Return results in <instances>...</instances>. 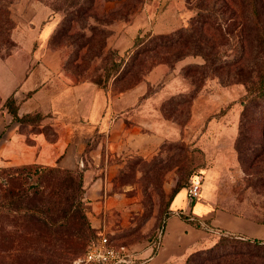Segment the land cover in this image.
Wrapping results in <instances>:
<instances>
[{
	"label": "rangeland",
	"instance_id": "374dc122",
	"mask_svg": "<svg viewBox=\"0 0 264 264\" xmlns=\"http://www.w3.org/2000/svg\"><path fill=\"white\" fill-rule=\"evenodd\" d=\"M149 1H93L91 13L97 16H102L104 9L124 13L116 15V18L108 23L99 22L94 17L88 18L91 24L104 28L108 35L105 53L101 58H92L91 55L83 58L85 50L80 49L79 44L71 43V39L65 35L59 37L63 31L54 40H51V34L42 42L36 39L34 43H28L24 46L26 53L31 56L40 55L47 64L58 62L61 70L74 82H92L91 79L101 77L105 71L104 67L110 65L112 60L110 51H117L119 56L116 58L124 57L126 51L134 44L131 43L132 45L126 49L114 46L118 41L128 44L129 35L123 33L124 28ZM64 2L65 0H14L10 5L11 17L15 23L10 35L12 42L1 53L0 61L12 54L18 45L13 37L16 26L27 24L36 13L45 15L44 22L56 21L54 28L56 30L67 13ZM258 4L263 33L252 23L246 0H155L152 9L156 19L166 10L173 11L175 15L176 11L180 13L183 9L188 12L189 17L183 26L189 25L199 9H214L216 26L221 27L218 55L227 60L242 55L249 63L246 67L249 75L256 81L264 71V0H258ZM46 10L51 14L47 15L44 12ZM129 11L130 13H127ZM170 20L172 17H165L167 23ZM175 29L177 28H172L166 33ZM76 30L91 33L89 29L83 30L79 24L76 25ZM138 34L146 37L164 33L152 34L151 30L142 29ZM28 37L30 39V36ZM34 37L35 35L31 39ZM188 57L189 62L181 67L180 74L189 90L175 93L181 89L176 90L172 86L162 94L164 100L160 109L168 123L167 130L175 131L170 135L172 139L166 138L162 148L152 156L137 151L127 154L116 153L104 156L98 162L93 160L89 163L86 159L85 166L76 171L64 168L74 175L81 174L83 177L87 220L83 218V212H77L68 223L51 227L35 218L21 219L19 215L4 210L0 214V264H74L76 257L85 250L99 227L105 228L115 239L139 247L161 228H165L167 218L175 213L172 210L175 188L183 185L182 189H185L191 175L198 171H204L205 177L201 201L194 207L195 215L203 216L205 209L211 207L210 203L214 201L217 208H226L241 214L240 219L245 215L264 221V98L244 105L242 100L249 83L232 79L231 83L224 84L210 69L204 71L200 69L196 72L199 79L194 80L193 76L187 75V67L203 64L205 60L201 55H190L185 58ZM14 67L18 71L22 69L20 59L15 61ZM147 74L141 80L133 81L131 86L142 81ZM126 84L122 80L115 81L113 77L107 82L108 87L116 91L124 89ZM166 84L167 80L164 79L156 85H151L150 94ZM192 89L195 92L194 97L189 100L192 93L189 91ZM4 103L5 99L0 96V110L6 109ZM235 116L237 130L233 137L230 132L220 128L214 131L208 128L210 121L220 117H226L225 119L232 124ZM241 130L243 132H240ZM204 133H207V138ZM26 154L22 151L21 158L27 156ZM29 163H38L47 168L57 166L39 162L16 163L13 162L12 156L0 154V193L10 185L19 186L18 179L14 184H6L4 168ZM86 168L89 172H85ZM47 175L58 176L51 187L47 188L46 198L62 201L54 217H63L66 207L65 195L58 197L55 193L62 190L59 180H62L65 172L47 171ZM41 179L32 175L27 185L40 182ZM35 187L36 184L32 185L30 191L35 190ZM63 189L66 193L67 189L64 186ZM70 193L76 195L73 191ZM182 195L183 192L179 194L176 202ZM96 203L103 205L102 208L95 207ZM191 206L187 207L186 212L175 211L179 212L182 218H190L193 215ZM232 211L231 213L236 215ZM191 221L198 222L197 218ZM98 222L99 227L93 225ZM241 233L250 236L247 231ZM230 236L232 235L221 234L216 240V243L223 247V251L238 247V251L243 252L244 257H249L246 258L247 263L243 260L241 264H264V244L258 245L240 237L232 239ZM225 238H229L230 241L223 242ZM204 245H198L197 248ZM199 249L203 250V248L196 250Z\"/></svg>",
	"mask_w": 264,
	"mask_h": 264
},
{
	"label": "crops",
	"instance_id": "0c3cea01",
	"mask_svg": "<svg viewBox=\"0 0 264 264\" xmlns=\"http://www.w3.org/2000/svg\"><path fill=\"white\" fill-rule=\"evenodd\" d=\"M154 1L147 2L145 8L124 28L123 33L129 35L128 44L118 41L114 46L126 49L134 43L142 29L151 30L152 34L166 33L185 25L189 17L183 9L180 13L176 11L175 15L173 11L166 10L156 19L152 9ZM44 12L51 14L48 10ZM165 17H172V20L167 23ZM31 19L23 24L24 27L21 24L16 26L13 37L18 45L12 54L0 61V96L6 99L13 94L18 100L20 116L40 113L43 115L42 123L53 126L57 134L55 138L49 139L42 131L18 130L19 123L12 122V115L7 109L0 110V154L12 156L16 163L56 164L76 171L81 168L80 160L85 166L86 159L89 163L93 160L98 162L102 157L116 153L137 151L146 156L157 153L166 138L175 132L167 130L168 123L160 109L164 100L162 94L172 86L176 90L181 89L175 93L189 90L180 74L181 67L189 62V57L177 61L173 68L166 64L156 65L146 78L125 90L103 88L90 81L74 82L61 70L58 62L47 64L40 55L26 53L24 46L34 43L36 39L41 42L46 40L56 25L54 20L44 22L45 15L39 13ZM19 59L22 69L18 71L14 63ZM164 79L167 84L149 94V87ZM225 118L210 121L208 128L210 131L221 129L230 132L233 137L237 130L236 116L232 124ZM204 136L207 138V133ZM22 151L27 156L21 158ZM85 172H89V169L86 168ZM181 192L183 195L176 202ZM185 197V189L175 196L172 202L174 212H186L189 205ZM99 203L95 207L102 208L103 205ZM108 203L109 200L106 201ZM214 203H210L211 207L205 209L203 216L195 215V204L192 205L193 216L221 233L264 239V221L245 215L240 219L241 214L217 208ZM93 225L100 226L99 222ZM243 231H247L250 236L242 234ZM218 237L219 233L196 226L191 220L174 213L167 218L161 248L143 264H183L192 251L211 246ZM145 244L137 247L144 257L150 254ZM202 244L203 247L197 248Z\"/></svg>",
	"mask_w": 264,
	"mask_h": 264
},
{
	"label": "trees",
	"instance_id": "16d2710c",
	"mask_svg": "<svg viewBox=\"0 0 264 264\" xmlns=\"http://www.w3.org/2000/svg\"><path fill=\"white\" fill-rule=\"evenodd\" d=\"M13 1L14 0H0V55L12 42L10 35L12 28L15 27V23L11 17L10 5ZM93 1L94 0H65L64 6L65 9H67V13L50 36L51 40H54L59 36V33L63 31L59 37L65 35L69 40L71 39V43L79 44L80 49L85 50L83 58L89 57L90 55L92 58H101L105 53L106 39L108 37L104 28L98 27L97 24H91L88 18L94 17L99 22L108 23L114 20L116 15L124 14L120 11L116 12L114 9H104L101 13L102 16H97L91 13ZM246 5L249 6L252 23L263 33L258 0H246ZM127 13H130V11ZM215 19L216 15L214 9H199L198 13L192 17L188 26L182 25V27H177V29L170 33L155 34L146 37L138 34L134 44L126 51L124 57L116 58L119 56L117 51H110L112 57L110 65L104 67L105 71L101 77L91 79V81L103 88H108L107 82L113 77L115 81L122 80L125 84L126 82L128 83L126 87L122 89L125 90L133 87L131 86L133 81L141 80L146 73H149L160 63H167L169 67L173 68L177 61L187 56L201 55L205 63L186 66L187 75L190 74V76H193L194 80L197 81L199 79L196 72L200 71V69L203 71L210 69L224 84L231 83L233 81L232 79L244 80L249 83L247 85V93L242 100L244 105L264 98V71L261 72L258 79L255 81L253 76L249 75L246 69L249 63L244 60L242 55L232 60L223 59V56L218 55L217 51L220 44L218 42L221 37L219 31L221 27L216 26ZM78 24L83 30L89 29L91 33L88 34L87 32L75 31L76 25ZM189 92H192L189 95V100H192L195 93L194 89ZM4 106L12 115V122L19 123L18 130H24L25 132L34 130L42 131L49 139L55 138L57 134L55 129L50 124L42 123V114L28 113L23 116L19 115L18 102L13 94L5 99ZM240 132L243 131L241 130ZM163 145L164 143L162 146ZM47 171H50V173H54V171L65 172L62 180H59L62 185V190H57L55 193L58 197L62 194L65 195L64 200H66V207L63 217H54L62 201L54 200L49 197L46 198L47 188L49 189L51 184L58 177L56 175L47 177ZM3 172L6 173V184H14L15 180L18 179L19 186L12 187L10 185L3 193H0V214L5 210L6 212L19 215L21 219L28 220L29 218H35L38 221H42L44 224H49L51 227H57L59 224L68 223L73 215H77V212H83V218L87 220V210H85L84 207L85 190L81 174L74 175L71 171L58 165L53 168H47L38 163L4 168ZM32 175H36L42 179L40 182L27 185ZM34 184H36L35 190L30 191L29 188ZM63 186L67 189L66 193ZM182 188L183 185H179L175 188L172 199L175 198ZM70 191L75 192L76 195H72ZM184 219L190 220L187 217H184ZM194 224L199 226L198 222H194ZM98 234L99 230L89 242L96 239ZM108 236L110 242L115 245L125 244L134 246L131 243L115 239L110 233H108ZM154 236H152L151 239ZM230 237L233 239L236 238L237 235H232ZM241 238L248 239L258 245L264 244V239ZM225 241L230 240L229 238H225L223 242ZM222 248L220 243L214 242L211 246L203 248V250L199 249L192 251L184 264H234V262L241 264V261L246 260V258L249 259V257H244L243 252L238 251V247H232V249L227 251H223ZM84 252L85 250L80 255ZM245 263H247V260Z\"/></svg>",
	"mask_w": 264,
	"mask_h": 264
},
{
	"label": "built area",
	"instance_id": "2783aa9c",
	"mask_svg": "<svg viewBox=\"0 0 264 264\" xmlns=\"http://www.w3.org/2000/svg\"><path fill=\"white\" fill-rule=\"evenodd\" d=\"M79 166H84L82 160L79 161ZM204 177V171H198L193 173L189 178L188 186L185 188V198L188 205H194L201 199ZM175 214H179V212L175 211ZM189 219L195 220L196 217L192 215ZM197 221L200 226L208 231L217 232L219 235L228 234L221 233L205 221L199 219ZM164 230V227L161 228L152 239L146 242L145 248L150 250V254L144 257L141 255V250L135 245H115L111 243L108 232L105 229H101L99 230L98 237L87 244L85 252L76 257L74 264H143L161 248ZM237 237L241 238L242 236L237 235Z\"/></svg>",
	"mask_w": 264,
	"mask_h": 264
}]
</instances>
